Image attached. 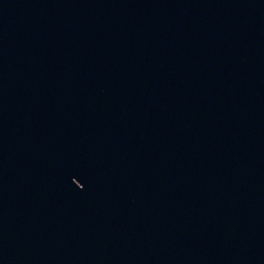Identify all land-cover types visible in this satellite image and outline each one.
<instances>
[{
	"label": "water",
	"instance_id": "95a60500",
	"mask_svg": "<svg viewBox=\"0 0 264 264\" xmlns=\"http://www.w3.org/2000/svg\"><path fill=\"white\" fill-rule=\"evenodd\" d=\"M264 110V0H0V177L118 161Z\"/></svg>",
	"mask_w": 264,
	"mask_h": 264
}]
</instances>
